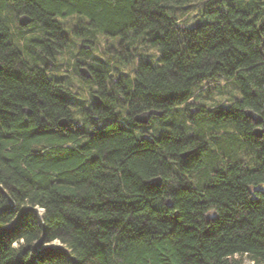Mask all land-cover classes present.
<instances>
[{
  "label": "trees",
  "instance_id": "trees-1",
  "mask_svg": "<svg viewBox=\"0 0 264 264\" xmlns=\"http://www.w3.org/2000/svg\"><path fill=\"white\" fill-rule=\"evenodd\" d=\"M0 184V226L38 205L78 264H264V0H0ZM41 235L0 230V264H74Z\"/></svg>",
  "mask_w": 264,
  "mask_h": 264
},
{
  "label": "water",
  "instance_id": "water-1",
  "mask_svg": "<svg viewBox=\"0 0 264 264\" xmlns=\"http://www.w3.org/2000/svg\"><path fill=\"white\" fill-rule=\"evenodd\" d=\"M32 20V18L28 15H23L21 17V23L22 24H27L28 22H30ZM80 72L84 77H91V71L89 68L87 67H82L80 68ZM151 113H155V114H162L161 111L159 110H153L150 112H144L141 113L138 117L137 120L142 121V122H146L149 119V116ZM248 115L250 117H252L254 119V121L256 123L260 122L262 117L254 112V111H249ZM66 120H62L61 123H64ZM255 133L260 135L262 133V129L257 127L255 129ZM148 136V135H146ZM188 153L184 154L185 156ZM152 183H160L161 179L160 178H156L154 180L151 181ZM0 191L8 197V202L9 204L3 208L0 209V211L4 210V209H14L16 207V203L14 201V199L10 196V194L7 192V190L0 184ZM45 209L40 207V206H32V205H27L25 206L17 215L16 219L14 220V222L10 223L9 225H4V226H0V230H5V229H10L13 228L17 225L18 221L25 216L26 214L33 212L34 215L37 218V221L39 223V225L41 226L42 229V235L40 237L39 240H37L34 244V251L36 252H40L46 249H54V250H62L64 251L68 258H70L74 264H78L77 259L73 256L72 254V250L70 248H68L64 243H62L59 239H54V240H47V224L45 223L44 217H43V213H44Z\"/></svg>",
  "mask_w": 264,
  "mask_h": 264
},
{
  "label": "flooded vegetation",
  "instance_id": "flooded-vegetation-1",
  "mask_svg": "<svg viewBox=\"0 0 264 264\" xmlns=\"http://www.w3.org/2000/svg\"><path fill=\"white\" fill-rule=\"evenodd\" d=\"M24 15H26V14H24ZM23 15H20V18H19V22H20V24L21 25H23V26H26V29L24 30L25 32H26V35L25 36H27V37H32V39L34 38V35H33V33L35 32V30H33L32 28H29L28 26H29V24H31L32 22H33V18H32V20L30 21V22H28L27 24H22L21 23V17H22ZM29 16V15H28ZM68 19V22L70 21V19H72V17L70 16V17H67ZM62 20V19H61ZM63 25H65L64 23H63ZM66 31V33H67V40L69 41L70 40V37H73L74 36V33H73V31H71V30H69V29H66L65 30ZM71 35V36H70ZM69 36V37H68ZM79 44H80V46H82V39L79 41ZM84 46H86V47H89V48H91L92 46H91V44L90 43H84L83 44ZM114 47V49H116V46H113ZM46 59H47V62H48V65L49 66H55V65H57V64H59V61L57 62V61H55V59L54 58H52V57H49V56H47L46 57ZM137 62H138V60H137ZM87 67V68H89L87 65H85V64H82V62H81V64H79V68H82V67ZM129 68H130V66H128ZM90 69V68H89ZM91 71V70H90ZM125 78H126V76H120V75H116V76H114L113 78H112V80L111 81H113V82H116V83H119V84H124V81H125ZM109 81H110V79H108ZM108 81V82H109ZM107 89L109 90V89H111V88H113L112 87V85L109 83H107ZM101 87H100V85L96 88V90L98 91L99 89H100ZM118 94H119V96L121 97V98H123V95L121 94V92H119L118 91ZM93 100H89V101H87L86 100V96H84V97H82V125H85V124H87V119H85L86 118V115H88L90 118H92V120H95V121H97V120H99V119H101V117L99 116V114H96V113H92L93 111L91 110L92 108H90V109H87L88 107H89V105L91 106V104H93L92 105V107H94V108H100V107H102V106H107L106 104H105V99L102 97V95H100L99 93H97V92H95L94 94H93ZM100 111V110H99ZM150 111H153V109H151V110H143V111H141V112H138V113H135L134 115H133V118H134V120L136 121V122H140V123H144V124H147L148 122H149V120L152 118V116L155 114V113H151L150 114V116H149V119L146 121V122H142V121H139V120H137V117L141 114V113H144V112H150ZM88 112V113H87ZM90 112V113H89ZM123 114V117H127L130 113H129V111H127V110H125L124 111V113H122ZM75 119V118H74ZM75 121H76V119H75ZM91 121V120H90ZM100 122H103V121H100ZM89 123H91V122H89ZM101 126V125H100Z\"/></svg>",
  "mask_w": 264,
  "mask_h": 264
},
{
  "label": "rangeland",
  "instance_id": "rangeland-1",
  "mask_svg": "<svg viewBox=\"0 0 264 264\" xmlns=\"http://www.w3.org/2000/svg\"><path fill=\"white\" fill-rule=\"evenodd\" d=\"M196 15H197V12H192V13H191L190 18L192 19V21L194 20V18L196 17ZM105 45H106L105 43L101 45V47H102L101 50H103V47H104ZM88 48H89V47H88ZM149 51H151V50H149ZM149 51H148V50H144V48H142V53H143V54H146V53H148ZM128 69H129V68H128ZM130 70H132V67H130L129 71H130ZM86 100H87V101L90 100L89 95H87V94H86ZM243 264H254V262H252L251 260L245 258Z\"/></svg>",
  "mask_w": 264,
  "mask_h": 264
}]
</instances>
